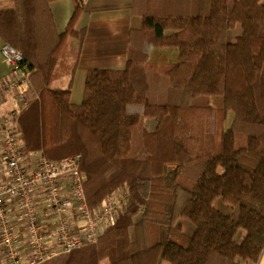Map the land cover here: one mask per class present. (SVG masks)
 Wrapping results in <instances>:
<instances>
[{
  "label": "trees",
  "instance_id": "16d2710c",
  "mask_svg": "<svg viewBox=\"0 0 264 264\" xmlns=\"http://www.w3.org/2000/svg\"><path fill=\"white\" fill-rule=\"evenodd\" d=\"M53 1L0 0V40L24 54L37 95L19 114L23 151L56 161L80 154L91 210L118 190L128 195L116 222L63 264L257 263L264 0H210L207 12L194 0H134L141 24L130 30L126 67L89 69L80 104L71 101L72 78L54 82L77 68L81 45L70 38L83 42L76 21L86 0H72L62 32Z\"/></svg>",
  "mask_w": 264,
  "mask_h": 264
},
{
  "label": "built area",
  "instance_id": "2783aa9c",
  "mask_svg": "<svg viewBox=\"0 0 264 264\" xmlns=\"http://www.w3.org/2000/svg\"><path fill=\"white\" fill-rule=\"evenodd\" d=\"M0 53L9 66L0 77V106L8 95L13 101L9 111L0 110V249L5 264H39L59 247L70 251L96 242L116 222L128 195L118 190L91 210L80 154L56 161L41 151H23L19 114L37 95L24 54L9 43H2Z\"/></svg>",
  "mask_w": 264,
  "mask_h": 264
},
{
  "label": "crops",
  "instance_id": "0c3cea01",
  "mask_svg": "<svg viewBox=\"0 0 264 264\" xmlns=\"http://www.w3.org/2000/svg\"><path fill=\"white\" fill-rule=\"evenodd\" d=\"M134 0H86L85 8L76 21L78 29L85 28V36L80 44L77 38L71 37L70 42L74 46L81 45L80 59L73 75H64L62 83L57 87H65L72 78L71 101L80 104L84 97L86 75L91 68L101 69H124L128 56L129 34L132 28L139 27L141 18L133 13ZM195 8L199 10L203 7L207 12L210 0H194ZM72 0H56L51 3V10L58 31L66 29L73 15ZM0 40V47L2 45ZM9 72V66L3 61L0 53V77ZM57 79V80H60ZM56 80V81H57ZM32 92L36 95L32 87ZM13 106V101L9 96L4 98L0 110L7 112ZM150 120V121H149ZM147 122L151 126L147 125ZM147 129L154 128V120H145ZM23 145V143H22ZM191 230L190 225L184 226ZM242 239V238H241ZM238 240V241H241ZM264 264V251L257 263ZM0 264H5L4 254L0 249ZM162 264H169L164 261Z\"/></svg>",
  "mask_w": 264,
  "mask_h": 264
},
{
  "label": "rangeland",
  "instance_id": "374dc122",
  "mask_svg": "<svg viewBox=\"0 0 264 264\" xmlns=\"http://www.w3.org/2000/svg\"><path fill=\"white\" fill-rule=\"evenodd\" d=\"M62 81H63V79H60V80H57V81H55V85H57V86H59L61 83H62ZM9 96V95H8ZM7 97V96H6ZM198 98H201V99H203V100H207V98H212V97H207V96H200V97H198ZM207 102H210L211 104H218V102H219V99L218 98H212V99H210V100H208ZM230 118H232V113L230 112ZM150 121V120H149ZM230 121V120H229ZM229 123V122H228ZM147 125L148 126H151V124L150 123H148L147 122ZM117 192V191H116ZM217 206L219 207V208H221V209H223V210H226L227 211V207L226 206H224L221 202H217ZM182 223L184 224V226H187V225H189V222L188 221H183L182 220ZM52 226V224L50 223L49 225H48V228H50ZM75 232H77V230L75 229ZM244 230H241L240 231V233L238 234V236H237V240H240L242 237H243V235H244ZM88 243H90V242H88ZM87 244V243H86ZM83 246V245H82ZM58 254L56 255V256H54V257H52L51 259H49V260H47V261H44V262H42V263H39V264H63V261H64V257H65V255L68 253V252H70V251H67V250H64V248L63 247H59L58 249ZM243 264H250V263H247V262H242ZM254 263V262H253ZM100 264H108V260L107 259H105V260H103V261H101L100 262Z\"/></svg>",
  "mask_w": 264,
  "mask_h": 264
}]
</instances>
